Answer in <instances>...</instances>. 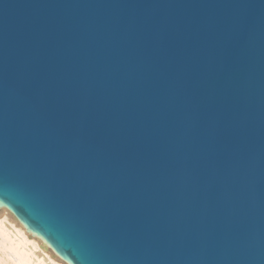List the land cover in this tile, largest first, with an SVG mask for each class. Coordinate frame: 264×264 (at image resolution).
<instances>
[{
	"label": "water",
	"instance_id": "1",
	"mask_svg": "<svg viewBox=\"0 0 264 264\" xmlns=\"http://www.w3.org/2000/svg\"><path fill=\"white\" fill-rule=\"evenodd\" d=\"M68 264H264V0H0V211Z\"/></svg>",
	"mask_w": 264,
	"mask_h": 264
},
{
	"label": "bare ground",
	"instance_id": "2",
	"mask_svg": "<svg viewBox=\"0 0 264 264\" xmlns=\"http://www.w3.org/2000/svg\"><path fill=\"white\" fill-rule=\"evenodd\" d=\"M42 245L6 210L0 211V264H67Z\"/></svg>",
	"mask_w": 264,
	"mask_h": 264
},
{
	"label": "rangeland",
	"instance_id": "3",
	"mask_svg": "<svg viewBox=\"0 0 264 264\" xmlns=\"http://www.w3.org/2000/svg\"><path fill=\"white\" fill-rule=\"evenodd\" d=\"M11 216H13L8 210H6ZM14 217V216H13ZM15 218V217H14ZM16 221H18L17 219H16ZM19 222V221H18ZM20 223V222H19ZM25 228V227H24ZM38 238V237H37ZM41 242H43L40 238H38ZM52 251V250H51ZM53 252V251H52ZM54 253V252H53ZM55 254V253H54ZM55 256H57L56 254H55ZM59 258V257H58ZM61 259V258H60ZM61 261H63L64 263H67V262H65L64 260H62L61 259ZM68 264V263H67Z\"/></svg>",
	"mask_w": 264,
	"mask_h": 264
}]
</instances>
